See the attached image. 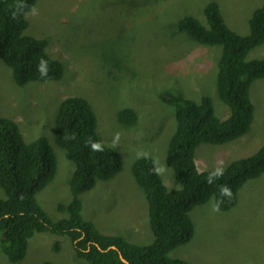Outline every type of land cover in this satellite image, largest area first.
Returning <instances> with one entry per match:
<instances>
[{"label":"rangeland","instance_id":"rangeland-1","mask_svg":"<svg viewBox=\"0 0 264 264\" xmlns=\"http://www.w3.org/2000/svg\"><path fill=\"white\" fill-rule=\"evenodd\" d=\"M210 2L218 4L229 29L246 36L249 19L264 0H36L25 14L24 35L47 41L46 53L63 65V76L60 81L18 86L0 59V118L18 123L25 143L48 140L56 173L36 200L51 219L67 218L58 206L72 199L69 182L74 172L55 141L58 109L66 98H83L95 115L99 142L120 155L121 171L80 194L82 216L104 235L121 236L140 246L152 244L147 202L131 166L137 158L151 157L166 187L179 188L165 159L175 130V110L162 95L196 102L208 97L218 119L229 115L216 90L221 47L199 44L176 29L185 16L208 27L203 8ZM262 58L264 45L246 57ZM250 101L254 116L249 132L224 145L200 144L195 151L198 170L223 171L231 161L249 157L264 145V78L252 83ZM123 109L135 112L134 124L118 120ZM189 215L193 236L172 250L169 259L264 264V173L242 185L231 208L222 211L211 199ZM44 263L87 264L76 258L67 237L37 233L28 241L24 259L15 264ZM0 264L14 263L0 251Z\"/></svg>","mask_w":264,"mask_h":264},{"label":"trees","instance_id":"trees-1","mask_svg":"<svg viewBox=\"0 0 264 264\" xmlns=\"http://www.w3.org/2000/svg\"><path fill=\"white\" fill-rule=\"evenodd\" d=\"M35 3L36 0H0V59L18 86L60 81L63 76V65L46 53L47 41L24 35L25 14ZM203 15L208 27L185 16L176 29L199 44L221 47L216 90L229 115L225 120L218 119L208 97L196 102L163 93V102L175 110V130L168 140L165 159L179 188L166 187L151 157L137 158L131 166L133 179L147 202L152 244L140 246L121 236L104 235L83 218L80 194L94 188L96 182L116 176L121 171V158L116 150L99 142L96 118L88 102L69 97L61 102L55 121L56 144L74 165L69 182L72 199L58 206V211L67 213L65 219H51L36 200L56 173L48 140L38 138L25 143L17 124L0 118V188L5 194L0 200V251L8 262L15 264L24 259L28 241L36 233H49L67 237L76 258L87 264H124L119 254L128 264H189L169 259L168 254L191 240L194 228L190 211L211 199L222 211L231 208L242 185L264 173V145L249 157L231 161L219 176L217 172L198 170L195 163L200 144L224 145L250 130L254 116L250 87L264 78V58L246 57L264 45V3L250 17L246 36L229 29L216 2L207 4ZM41 60L46 61V74L41 71ZM118 120L132 125L135 112L123 109ZM223 187L230 190V196L222 194ZM55 250H59L57 243Z\"/></svg>","mask_w":264,"mask_h":264},{"label":"clouds","instance_id":"clouds-1","mask_svg":"<svg viewBox=\"0 0 264 264\" xmlns=\"http://www.w3.org/2000/svg\"><path fill=\"white\" fill-rule=\"evenodd\" d=\"M15 16V13L13 14ZM40 65H41V71L43 74H46V68H45V65H46V61H43L41 60L40 62ZM93 148H98V145H93ZM217 176L219 175H222V170H217V173H216ZM222 194L225 195V196H230L231 195V192L230 190L227 188V187H223L222 188ZM214 210H217V209H214ZM37 234V233H36ZM34 237V236H33ZM32 237V238H33ZM31 238V239H32ZM30 240V239H29ZM27 248H28V245H27Z\"/></svg>","mask_w":264,"mask_h":264},{"label":"water","instance_id":"water-1","mask_svg":"<svg viewBox=\"0 0 264 264\" xmlns=\"http://www.w3.org/2000/svg\"><path fill=\"white\" fill-rule=\"evenodd\" d=\"M112 249H115V247H111ZM120 260L124 264H128V262L119 254Z\"/></svg>","mask_w":264,"mask_h":264},{"label":"bare ground","instance_id":"bare-ground-1","mask_svg":"<svg viewBox=\"0 0 264 264\" xmlns=\"http://www.w3.org/2000/svg\"><path fill=\"white\" fill-rule=\"evenodd\" d=\"M167 92V91H166ZM18 124V123H17Z\"/></svg>","mask_w":264,"mask_h":264}]
</instances>
